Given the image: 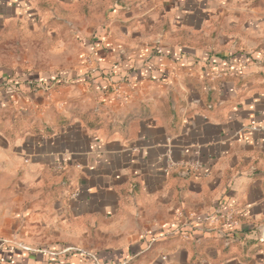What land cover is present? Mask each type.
<instances>
[{
    "label": "crops",
    "instance_id": "obj_1",
    "mask_svg": "<svg viewBox=\"0 0 264 264\" xmlns=\"http://www.w3.org/2000/svg\"><path fill=\"white\" fill-rule=\"evenodd\" d=\"M58 13L94 77L59 91L99 108L0 132L34 186L0 192V264H264V0H0Z\"/></svg>",
    "mask_w": 264,
    "mask_h": 264
},
{
    "label": "rangeland",
    "instance_id": "obj_2",
    "mask_svg": "<svg viewBox=\"0 0 264 264\" xmlns=\"http://www.w3.org/2000/svg\"><path fill=\"white\" fill-rule=\"evenodd\" d=\"M57 18L53 21L41 19L37 24L29 20L19 23L9 21L2 24L3 27L0 24V132H7L12 144L31 132L32 122L47 118L51 110L60 108L63 98V105L74 110L75 114L78 110L87 113L99 108L89 100L85 103L87 98L84 102L82 99L77 100V96L67 106L66 96L61 95L59 89L72 88L73 85L69 82L51 88L39 84L31 91L21 89V92L13 84L5 86L2 83L4 75L13 79L54 72L72 73L84 65L92 67L89 66L92 57L85 49L88 36L80 31L83 24L74 23L69 28L66 27L62 14L58 13ZM92 119L94 117L88 121L92 122ZM13 149V145L6 149L0 146V192L5 193L7 200H13L16 190L34 187L32 183L25 182L26 186H22L19 181L17 173L20 166L17 164L13 167L9 158V151L14 152Z\"/></svg>",
    "mask_w": 264,
    "mask_h": 264
},
{
    "label": "trees",
    "instance_id": "obj_3",
    "mask_svg": "<svg viewBox=\"0 0 264 264\" xmlns=\"http://www.w3.org/2000/svg\"><path fill=\"white\" fill-rule=\"evenodd\" d=\"M3 84H13L16 86L17 90L21 92V89L31 91L37 85L41 84L45 88H51L59 85H63L66 82L76 83L81 79H94L93 73L89 71H80L79 74L66 72H54L42 75L41 78H37L36 76L30 77H18L11 79L8 75H4Z\"/></svg>",
    "mask_w": 264,
    "mask_h": 264
},
{
    "label": "built area",
    "instance_id": "obj_4",
    "mask_svg": "<svg viewBox=\"0 0 264 264\" xmlns=\"http://www.w3.org/2000/svg\"><path fill=\"white\" fill-rule=\"evenodd\" d=\"M261 240H264V235L261 236ZM96 264H100V263L96 262Z\"/></svg>",
    "mask_w": 264,
    "mask_h": 264
}]
</instances>
